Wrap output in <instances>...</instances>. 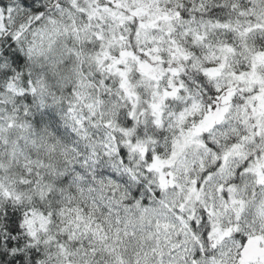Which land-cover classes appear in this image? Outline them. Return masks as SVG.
I'll return each instance as SVG.
<instances>
[{"label": "clouds", "instance_id": "obj_1", "mask_svg": "<svg viewBox=\"0 0 264 264\" xmlns=\"http://www.w3.org/2000/svg\"><path fill=\"white\" fill-rule=\"evenodd\" d=\"M0 264H264V0H0Z\"/></svg>", "mask_w": 264, "mask_h": 264}]
</instances>
